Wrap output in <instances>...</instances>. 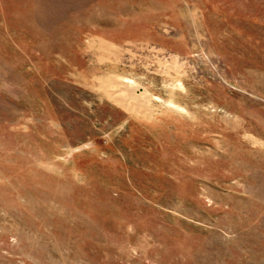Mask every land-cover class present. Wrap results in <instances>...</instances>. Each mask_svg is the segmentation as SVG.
<instances>
[{"label":"rangeland","instance_id":"1","mask_svg":"<svg viewBox=\"0 0 264 264\" xmlns=\"http://www.w3.org/2000/svg\"><path fill=\"white\" fill-rule=\"evenodd\" d=\"M0 264H264V0H0Z\"/></svg>","mask_w":264,"mask_h":264}]
</instances>
